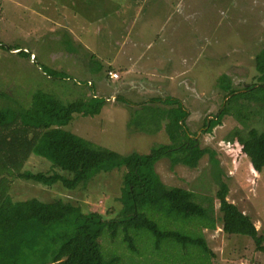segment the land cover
I'll return each instance as SVG.
<instances>
[{"label": "rangeland", "instance_id": "374dc122", "mask_svg": "<svg viewBox=\"0 0 264 264\" xmlns=\"http://www.w3.org/2000/svg\"><path fill=\"white\" fill-rule=\"evenodd\" d=\"M0 46V91L22 99H29L38 89L64 102L91 100L94 95L106 99L99 115H76L66 129L124 156L147 155L171 144L165 122L154 131L152 124L146 125L139 117L151 99L180 100L190 113L189 131L198 137L201 148L214 151L220 163L221 179L229 188L227 201L248 215L264 236V171L256 172L242 147L228 141L235 130L261 129L258 117L252 115L244 127L237 118L227 116L211 133L202 131L225 103V93L218 86L223 75L235 88L257 82L254 60L264 49V0H0ZM16 47L20 50H9ZM119 50L128 52L129 63L120 58L112 67L109 60ZM20 51L31 58L19 55ZM137 55L141 65L125 68L129 72L123 73L122 68L133 64ZM92 59L100 62L102 72L90 69ZM25 170L51 173L53 168L46 160L32 157ZM155 171L167 187L187 190L203 205H213L215 230L197 220L185 225V230L205 238L214 253L209 264H264V253L256 250L251 238L224 232L219 185L208 154L197 168L172 166L163 158ZM124 173V169L101 173L74 191L14 181L13 202L60 199L84 215L68 218L66 225L52 231L53 236L32 233L18 240L30 249L46 242L47 257H62L50 242L78 222L106 252L129 256L120 240L112 241L101 233L104 221L122 209ZM140 246L145 248L144 243ZM144 253L136 257L178 264L168 251L162 256Z\"/></svg>", "mask_w": 264, "mask_h": 264}, {"label": "trees", "instance_id": "16d2710c", "mask_svg": "<svg viewBox=\"0 0 264 264\" xmlns=\"http://www.w3.org/2000/svg\"><path fill=\"white\" fill-rule=\"evenodd\" d=\"M19 55L31 58V54L26 51H20ZM254 61L256 83L235 88L228 76L220 78L218 86L225 93V103L215 117L206 121L202 131L211 133L227 116L237 118L247 127L252 115H256L261 129L249 128L244 132L235 130L228 141L238 143L253 169L262 173L264 49L255 56ZM94 64L97 69L94 67L93 70ZM90 66L95 73L103 70L97 59H92ZM47 76L51 77L48 73ZM148 102L143 105L144 111L139 119L146 125L152 124L154 131H159L162 122H165V132L171 144L154 149L147 155L124 156L97 146L66 129L76 115H99L106 99L94 95L91 100L64 102L39 89L29 99H22L0 91V264H159L151 259L142 261L137 257L144 252L162 256L165 251L178 264H209L214 253L205 238L185 230V225L197 220L206 228L215 230L213 205H203L187 190L167 187L155 171V165L163 158L169 159L172 166L181 164L197 168L207 154L213 164V177L219 185L217 198L223 214L221 220L224 232L251 238L256 250L264 253V236L259 235L254 221L248 215L227 201L229 188L221 179L220 163L214 151L201 148L198 137L189 131L186 121L190 113L183 103L171 97L154 98ZM156 103L168 108L157 106ZM32 157L49 162L52 172L25 170V164ZM121 169L125 170L120 197L122 209L115 217L104 221L101 233L112 241L120 240L129 256L106 252L87 228L78 222L66 235L54 236L50 242L49 246L59 249L62 257H47L46 242L30 249L18 240L19 236L32 233L53 236V230L66 225L68 218L81 214V210L60 199L49 203L36 199L13 202L10 191L14 181L48 188L60 185L67 191H74L85 188L101 173ZM82 216L79 215V218L82 219ZM173 225L174 228L170 227ZM141 243L145 244L142 250Z\"/></svg>", "mask_w": 264, "mask_h": 264}, {"label": "crops", "instance_id": "0c3cea01", "mask_svg": "<svg viewBox=\"0 0 264 264\" xmlns=\"http://www.w3.org/2000/svg\"><path fill=\"white\" fill-rule=\"evenodd\" d=\"M119 45H120V44H119ZM121 45H125V44H121ZM123 49H124V47H123ZM149 50L151 51L152 48L149 49V46H148V52H150ZM127 55H128V52H127V51L124 52V50H123V51H120V50H119V52L116 53V54L114 55V57H113L111 60H109V63H111V64H112V67H113V66H114V65H113V62L117 61V60L120 59V58H121L122 61H126V62L129 63V60L127 59ZM137 56H138V58L136 57L137 59L133 60V64H128L127 67L124 66V68H122L123 73H125V72H129V69H127V70L124 71L125 68H133L135 65H141V63H140V59H139V55H137ZM131 59H132V57H131ZM131 59H130V60H131ZM132 65H133V66H132ZM123 73H122L121 76H123Z\"/></svg>", "mask_w": 264, "mask_h": 264}, {"label": "built area", "instance_id": "2783aa9c", "mask_svg": "<svg viewBox=\"0 0 264 264\" xmlns=\"http://www.w3.org/2000/svg\"><path fill=\"white\" fill-rule=\"evenodd\" d=\"M111 75H112V73H111ZM113 78H117V75H113Z\"/></svg>", "mask_w": 264, "mask_h": 264}]
</instances>
